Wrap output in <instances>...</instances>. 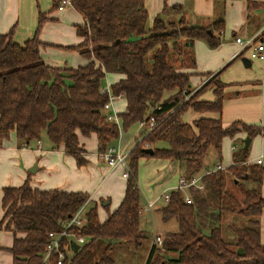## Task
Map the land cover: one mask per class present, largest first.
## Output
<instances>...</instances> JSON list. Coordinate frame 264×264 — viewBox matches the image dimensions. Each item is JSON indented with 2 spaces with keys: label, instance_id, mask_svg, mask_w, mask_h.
I'll return each instance as SVG.
<instances>
[{
  "label": "trees",
  "instance_id": "1",
  "mask_svg": "<svg viewBox=\"0 0 264 264\" xmlns=\"http://www.w3.org/2000/svg\"><path fill=\"white\" fill-rule=\"evenodd\" d=\"M144 1L69 0L84 20L76 26L82 41L66 47L87 61L77 68L51 67L42 60L44 45L38 39L42 15L33 37L22 46L14 42L13 29L0 35V145L11 132L25 146L46 136L51 149L62 147L78 167L86 165L78 134H95L98 154L112 147L119 136L117 125L107 122L103 111L108 95L101 91V81L106 74L121 76L110 91L126 102L125 112L118 115L123 129L150 117L155 121L154 128L137 138L128 153V178L120 205L103 223L96 207L87 210L84 225L70 227V238L61 241V264H113L110 254L116 246L129 242L140 248L145 239L140 229V159L175 162L182 176L191 179L202 170L211 148L221 156L224 138L244 132L252 139L264 132L241 122L222 125L226 85L220 77L228 64L204 75L207 81L194 93L190 84L193 74L182 71L195 66L191 52L195 41L210 49L222 43L218 34L223 20L206 27L189 26L181 16L183 6L164 4L149 26ZM251 4L255 3L248 1V6ZM179 14L176 21L172 19ZM174 58L179 60L177 68L170 62ZM209 91L214 100H203L202 95ZM189 111L218 117H202L190 124L182 119ZM247 157L248 149L239 148L227 173L218 170L202 176L203 189L188 190L190 204L184 202L180 191L169 193L161 217L164 222L174 218L177 232L164 235L160 246L152 244L145 264H264L259 234L264 169L247 165ZM227 178L237 186L246 183L251 187L240 190L242 197L235 201L225 192ZM29 180L28 176L23 185L2 190L0 231L13 234L12 246L5 249L12 256L11 264H41L49 234L62 232L65 223L89 200L84 193L31 189ZM232 213L246 218L247 226L224 225V218ZM224 231L233 234L238 251L223 239ZM78 237L87 242L74 252L73 239ZM57 261L52 253L48 264Z\"/></svg>",
  "mask_w": 264,
  "mask_h": 264
},
{
  "label": "crops",
  "instance_id": "2",
  "mask_svg": "<svg viewBox=\"0 0 264 264\" xmlns=\"http://www.w3.org/2000/svg\"><path fill=\"white\" fill-rule=\"evenodd\" d=\"M61 1L0 0V35L13 29L14 42L22 46L33 37L39 15H42L44 22L38 33V39L44 45L40 49L44 63L56 68H77L85 65L87 61L79 52L66 48L76 46L82 41L76 33V26L83 25L84 20L72 6L67 5L61 9L54 8L55 4L59 6ZM248 1L255 4L248 6ZM164 4L168 7L183 6L182 15H180L189 26L206 27L211 23L223 20V30L218 34L222 43L217 48L210 49L204 42L195 41L191 51L195 66L182 69V71L193 74L190 77V84L195 90L204 83V75L214 74L228 64L220 77L222 83L226 85L221 113L222 125L228 127L234 122H241L264 129V60L250 59L249 53L242 51L240 45L235 43L236 38L248 39L256 36L264 27V0H145L148 22L161 12ZM243 59H247L250 65L244 66ZM120 79L121 76L115 75L111 84L105 87L101 86V89H110V86ZM201 98L207 101L214 100L211 91L203 94ZM125 106V100L120 97L113 101L112 112L118 116L125 112ZM185 115L182 119L190 124L202 117H218L213 113H195L187 115V118ZM138 127L139 134L129 146V150L119 146L115 148L123 153H129L136 139L147 132V129L140 127L139 124ZM91 136L95 139L93 149L87 146ZM90 137L78 134L79 144L84 149L82 156L87 161L86 165L78 167L75 159L65 154L62 147L51 149V144L46 136H43L42 140L31 142L25 146L20 144L15 133L11 132L8 139L3 140L0 145V222L3 217L2 190L23 185L29 176L31 189L89 195V209L96 207L98 220L103 223L108 214L120 205L125 192L126 179L122 177L124 170L121 167L111 170L100 159L97 136L91 134ZM246 137L244 132H240L234 138H224L221 144L220 161L217 165L203 173L200 171L194 177L201 178L206 173L214 172L217 166L221 167L222 172L231 167L234 163L233 156L239 149L237 143ZM256 138L258 141L261 140L262 153H254L249 149V145L246 164L258 165L257 160H261L259 166L264 169V132L252 138L251 142ZM226 154L229 157H226ZM158 162L166 164L164 160ZM34 164H36V170L31 173L29 170L33 169ZM203 166L205 167L206 163ZM172 168H175L173 173L178 181L182 176L180 167L177 164ZM167 189V191L170 190V188ZM173 189L175 190V187ZM167 191L146 200L143 208L152 204V211L145 212V214L150 213L149 217L152 218V213L159 206L158 203L163 201V196L167 194ZM261 196L264 198V176L261 184ZM164 205L159 206L160 212ZM259 222L260 243L264 245V208L261 211ZM177 228L176 225L175 229ZM140 229L145 235L146 231L142 225H140ZM175 232L177 231L167 233ZM8 233L11 234L10 239H8ZM1 234L5 236V245H0L2 248L0 251H4L2 256L6 257H0V264H11L12 256L5 249L12 246L13 234L4 229L0 231V236ZM164 235L158 236L163 238Z\"/></svg>",
  "mask_w": 264,
  "mask_h": 264
},
{
  "label": "rangeland",
  "instance_id": "3",
  "mask_svg": "<svg viewBox=\"0 0 264 264\" xmlns=\"http://www.w3.org/2000/svg\"><path fill=\"white\" fill-rule=\"evenodd\" d=\"M179 15L172 16V19L176 21ZM152 21L153 18L149 21L150 24L149 26H151ZM173 57L175 56L173 55ZM174 59L173 60L171 59L170 62L173 66L177 68V65L179 64V60L177 58ZM114 77L115 75L113 74H106L103 80L101 81V86L105 87L111 84ZM207 79L208 78L206 77L204 83L207 81ZM192 90L193 93L197 91V89L195 90L192 89ZM190 114H195V113L194 112L187 113L185 117L187 118V115ZM118 129H119V136L111 146L112 147L119 146L129 150V146L133 143V140L139 134L140 129L138 127V124H134L130 126L128 129H123L122 123L120 121V126ZM92 137L93 136L89 138L91 140H89V144H87V146L90 149H93V147L95 146L94 144L95 139L94 137L93 138ZM245 139H243L242 141H238L237 143L238 148L243 147ZM260 141H258V138L254 139V141L251 142L249 149L252 150L254 153H262V143ZM81 148L83 151L82 154H84V149L83 147ZM226 157H229V155L226 154ZM158 161H159L158 159L149 158V159H140L138 162L137 180L141 195V208H143V205H145L146 200L152 199L153 197L161 193H164L165 191L168 190L167 188H170V190L167 191V193L169 194L171 191L174 190L173 189L174 187L176 188L178 186V184H176L178 182L177 178L173 173L175 168H172V166L174 167L175 165H177V163L166 161V164H161ZM219 161H220L219 157L217 156L215 150L211 148L206 160L204 161V165L206 163V166L205 167L203 166L201 172L203 173L207 169L214 168ZM226 170H224L223 172H226ZM235 182L236 181H232L231 179L227 178L225 183V192L227 195H230L233 200L238 201L242 197V192L240 190L244 188L246 189L250 188L251 184L245 183L243 186H237ZM233 200H229L230 204L234 203ZM162 204L164 205L163 201H160L158 203L159 206H162ZM89 206L90 205L86 203L84 208V213L89 209ZM159 206H157L155 212L152 213V218L149 217L150 213L145 214V212H141L140 225H142V228L146 232H145V239L143 240L140 248L135 249L132 246V244L129 242L121 246H116L113 252L110 254V257H112V259L114 260L113 264H145L150 247L153 244V238L158 235H164L167 232H172L175 230L177 231V229H175V226L177 224L174 218L167 222H164L162 220L161 212L159 211ZM223 224L224 225L230 224L237 227H245L247 226V219L240 216L239 214L232 213L224 218ZM8 236H9L8 239H10L11 234L8 233ZM0 237H1L0 245L3 244L4 246L5 245L4 234H1ZM223 239L230 244V248L232 250L234 251L239 250L237 247L233 246L234 236L231 232L224 231ZM102 249L103 246L98 250L100 255L102 254ZM3 252L4 251H0V257L2 256ZM2 257H6V256H2Z\"/></svg>",
  "mask_w": 264,
  "mask_h": 264
},
{
  "label": "built area",
  "instance_id": "4",
  "mask_svg": "<svg viewBox=\"0 0 264 264\" xmlns=\"http://www.w3.org/2000/svg\"><path fill=\"white\" fill-rule=\"evenodd\" d=\"M71 6L70 2L68 0H62L58 6V9H61L65 6ZM235 43L240 45L242 51H247L249 53V58L252 60H264V27L261 29V31L254 37L248 38V39H241L236 38ZM103 93H106L108 95V101L103 106V111L105 113L106 121L110 123H115L117 127L119 126V117L112 112V103L114 100L122 97L120 96H113L110 89H101ZM140 127L147 129L150 131L155 126V121L153 118H149L148 121H141L138 123ZM100 159L107 165V167L111 170L121 167L124 170V173L122 174V177L124 179L128 178V153H123L119 149L115 147H108L107 150L101 154H99ZM257 164H261V160H257ZM220 171L221 167L217 166L215 171ZM190 188H196V189H203V186L201 184V178H195L192 177L191 179H186L183 176H181L178 180V186L175 188V190H178L181 192L183 196V200L185 203L190 204L191 199L188 194V190ZM89 201V200H88ZM88 201L86 203H88ZM169 201V194H165L163 196V202L166 204ZM86 203L81 206L77 212L65 223V228L62 232L59 234L50 233L49 234V244L47 246L46 252L44 254V257L42 259L41 264H48L49 257L52 253H55L57 255V264H61L64 260V253L61 250V241L64 239L70 238L68 236V229L70 227H82L85 222V213L84 208ZM152 211V204H148L145 208H141L140 212H151ZM162 237L155 236L153 238V244L156 246H160L162 244ZM74 243L79 245H84L87 242L86 238L78 237L76 239H73ZM69 241H71L69 239ZM73 243V244H74Z\"/></svg>",
  "mask_w": 264,
  "mask_h": 264
},
{
  "label": "water",
  "instance_id": "5",
  "mask_svg": "<svg viewBox=\"0 0 264 264\" xmlns=\"http://www.w3.org/2000/svg\"><path fill=\"white\" fill-rule=\"evenodd\" d=\"M243 64L244 66H248L250 65V62L247 60V59H243ZM250 142H251V138L247 137L245 140H244V149H248L249 145H250ZM148 153H152L151 150H147ZM36 170V164L33 165V169H30L29 172L31 173H34ZM246 178V177H244ZM79 249V245H77L76 243L73 244V251L76 252L77 250Z\"/></svg>",
  "mask_w": 264,
  "mask_h": 264
}]
</instances>
